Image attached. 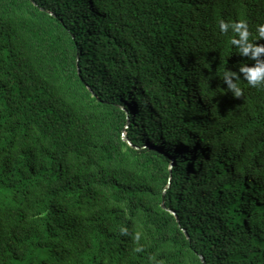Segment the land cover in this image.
<instances>
[{
	"label": "trees",
	"instance_id": "16d2710c",
	"mask_svg": "<svg viewBox=\"0 0 264 264\" xmlns=\"http://www.w3.org/2000/svg\"><path fill=\"white\" fill-rule=\"evenodd\" d=\"M221 19L264 0H0V264H264V88Z\"/></svg>",
	"mask_w": 264,
	"mask_h": 264
},
{
	"label": "clouds",
	"instance_id": "9594fccd",
	"mask_svg": "<svg viewBox=\"0 0 264 264\" xmlns=\"http://www.w3.org/2000/svg\"><path fill=\"white\" fill-rule=\"evenodd\" d=\"M219 31L221 33H228L231 31L235 35L231 39V44L237 48V51L242 56H247L249 59L255 60L252 65L240 64L239 72L243 74V80L247 82L250 87L264 88V44L255 43L256 40L264 38V24L258 25L256 28V36L250 39V32L247 22L245 20L225 21L219 20ZM227 89L231 91L232 95L239 97L243 94L239 81L240 75L236 71L225 69L222 75ZM125 229H121L124 232Z\"/></svg>",
	"mask_w": 264,
	"mask_h": 264
},
{
	"label": "water",
	"instance_id": "95a60500",
	"mask_svg": "<svg viewBox=\"0 0 264 264\" xmlns=\"http://www.w3.org/2000/svg\"><path fill=\"white\" fill-rule=\"evenodd\" d=\"M123 138L129 143V144H131V145H133L134 146V144H132V142H131V140H130V138L127 136V134L126 133H124V135H123ZM167 187H168V185L166 186V188L164 189V190H166L167 189ZM163 207L165 208V206H164V204H163ZM170 212L171 213H173V214H175V212L174 211H172V210H170ZM176 215V214H175ZM201 259H202V262H203V264H204V259L201 257Z\"/></svg>",
	"mask_w": 264,
	"mask_h": 264
}]
</instances>
